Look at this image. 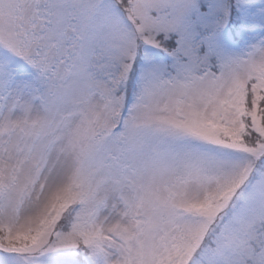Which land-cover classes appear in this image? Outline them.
I'll return each mask as SVG.
<instances>
[{
  "label": "snow or ice",
  "instance_id": "obj_1",
  "mask_svg": "<svg viewBox=\"0 0 264 264\" xmlns=\"http://www.w3.org/2000/svg\"><path fill=\"white\" fill-rule=\"evenodd\" d=\"M0 264H264V0H0Z\"/></svg>",
  "mask_w": 264,
  "mask_h": 264
}]
</instances>
